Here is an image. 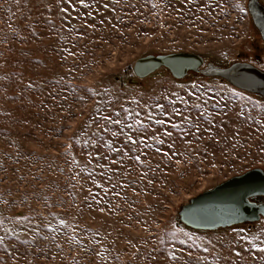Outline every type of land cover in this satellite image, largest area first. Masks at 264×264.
<instances>
[{
	"label": "rangeland",
	"instance_id": "374dc122",
	"mask_svg": "<svg viewBox=\"0 0 264 264\" xmlns=\"http://www.w3.org/2000/svg\"><path fill=\"white\" fill-rule=\"evenodd\" d=\"M248 1L0 0V264H264V220L178 217L264 168V97L163 67L128 83L150 53L264 69Z\"/></svg>",
	"mask_w": 264,
	"mask_h": 264
},
{
	"label": "water",
	"instance_id": "95a60500",
	"mask_svg": "<svg viewBox=\"0 0 264 264\" xmlns=\"http://www.w3.org/2000/svg\"><path fill=\"white\" fill-rule=\"evenodd\" d=\"M247 10L264 41V5L259 0H249ZM204 61V57L195 52L146 54L135 61L136 78L129 79L128 83L139 84L138 79H145L163 67L177 80H183L191 73L219 77L240 91L264 97V69L248 61H234L228 66L213 63L203 66ZM178 211L182 225L205 232L264 220V168L256 167L236 174L195 195Z\"/></svg>",
	"mask_w": 264,
	"mask_h": 264
},
{
	"label": "snow or ice",
	"instance_id": "6c2138e0",
	"mask_svg": "<svg viewBox=\"0 0 264 264\" xmlns=\"http://www.w3.org/2000/svg\"><path fill=\"white\" fill-rule=\"evenodd\" d=\"M80 3L83 4V3H84V0H80ZM158 107H161V108H162L163 106H162V105H158ZM175 114H176V115H179V113H175ZM165 115H168V113L165 112ZM109 119H110V118H109ZM137 123H142V121H138ZM156 123H157V124H163V123H165V121L157 120ZM129 127H130V126H129ZM197 131H199V128H197ZM164 134H165V135H171V133H169V132H167V131H165ZM127 138H128L130 141H133V142H134V139H133V137H132L131 135H129ZM262 151H264V149H262ZM136 159L139 160V159H140L139 156H137ZM60 223H61V224H64L65 222H64L63 220H61ZM243 239H248V237H243ZM252 247H253V248H257V249H259V251H261V252H264V248H262L259 244H252ZM171 255L173 256L174 259L176 258V254H175V253H172Z\"/></svg>",
	"mask_w": 264,
	"mask_h": 264
},
{
	"label": "trees",
	"instance_id": "16d2710c",
	"mask_svg": "<svg viewBox=\"0 0 264 264\" xmlns=\"http://www.w3.org/2000/svg\"><path fill=\"white\" fill-rule=\"evenodd\" d=\"M260 97H262V96H260ZM239 225H243V224H239Z\"/></svg>",
	"mask_w": 264,
	"mask_h": 264
}]
</instances>
